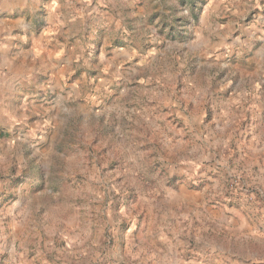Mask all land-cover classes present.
<instances>
[{"label":"rangeland","instance_id":"374dc122","mask_svg":"<svg viewBox=\"0 0 264 264\" xmlns=\"http://www.w3.org/2000/svg\"><path fill=\"white\" fill-rule=\"evenodd\" d=\"M32 2L0 7V264H264V0Z\"/></svg>","mask_w":264,"mask_h":264},{"label":"crops","instance_id":"0c3cea01","mask_svg":"<svg viewBox=\"0 0 264 264\" xmlns=\"http://www.w3.org/2000/svg\"><path fill=\"white\" fill-rule=\"evenodd\" d=\"M31 4H33L32 0H0V7L2 9H5L8 13H11V14H16V13H19L21 11H24ZM10 21H16V20L12 19V18L0 20V30L2 28V25H3V27H5L6 24H8ZM0 44H1V40H0ZM5 73H7V72H5ZM8 76L9 75L7 74L6 77L1 78L4 81L1 82V80H0V92L1 91L3 92V90L5 89V84H6L5 82L8 79Z\"/></svg>","mask_w":264,"mask_h":264}]
</instances>
